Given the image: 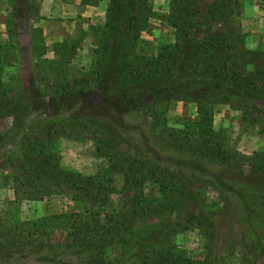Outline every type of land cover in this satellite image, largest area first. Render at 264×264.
I'll list each match as a JSON object with an SVG mask.
<instances>
[{
	"label": "rangeland",
	"instance_id": "374dc122",
	"mask_svg": "<svg viewBox=\"0 0 264 264\" xmlns=\"http://www.w3.org/2000/svg\"><path fill=\"white\" fill-rule=\"evenodd\" d=\"M148 5L135 43L146 56L174 42L170 0ZM50 10L51 0H0V215L52 218L44 248L0 252V264H264V90L204 105L208 126L193 99L157 93L177 72L104 73L102 31L84 51L87 24ZM230 24L264 51V0H239ZM38 138L54 141L46 172L61 187L17 198L8 165Z\"/></svg>",
	"mask_w": 264,
	"mask_h": 264
},
{
	"label": "trees",
	"instance_id": "16d2710c",
	"mask_svg": "<svg viewBox=\"0 0 264 264\" xmlns=\"http://www.w3.org/2000/svg\"><path fill=\"white\" fill-rule=\"evenodd\" d=\"M238 1L170 0L166 21L174 30V42L162 44L154 54L146 56L135 53V43L144 31L142 22L148 20L144 16L149 11L148 0H110L105 27L96 42L100 50L94 53L107 60L104 73L112 68L116 75L138 74L145 79L149 74L169 76L177 72L173 80L162 81V78L157 93L177 100L193 99L198 116L203 117L199 121L211 126L213 112L204 105L263 95L264 51L248 50L230 24ZM202 27L204 36L198 37L196 29ZM168 85L176 94H164ZM2 86L0 82V97H5ZM219 96L226 99L215 100ZM0 103L4 104L1 99ZM4 109L0 106V114ZM53 144L54 141L38 138L29 148L23 146L18 157L13 156V164L8 166L13 165L11 181L15 197L43 200L53 195L55 187H61L59 180L46 172L47 167L57 164L53 160ZM50 219L27 221L16 216L7 224L0 215L2 258L19 254L22 248H44Z\"/></svg>",
	"mask_w": 264,
	"mask_h": 264
},
{
	"label": "crops",
	"instance_id": "0c3cea01",
	"mask_svg": "<svg viewBox=\"0 0 264 264\" xmlns=\"http://www.w3.org/2000/svg\"><path fill=\"white\" fill-rule=\"evenodd\" d=\"M109 5L110 0H98L94 4L85 3L84 0H73L71 6H66L63 0H51V10L49 13L51 16L62 17L64 19H66V15L71 16L70 18H75L72 21V25L77 23V21H84L88 26V32L82 47L84 51L88 52L94 47V35L104 30Z\"/></svg>",
	"mask_w": 264,
	"mask_h": 264
}]
</instances>
